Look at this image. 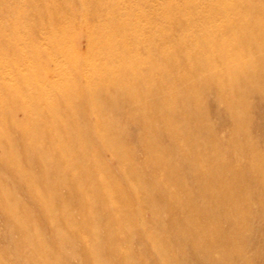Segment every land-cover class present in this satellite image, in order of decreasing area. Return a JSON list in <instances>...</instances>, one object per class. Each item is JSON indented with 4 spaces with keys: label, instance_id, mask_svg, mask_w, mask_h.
Here are the masks:
<instances>
[{
    "label": "bare ground",
    "instance_id": "1",
    "mask_svg": "<svg viewBox=\"0 0 264 264\" xmlns=\"http://www.w3.org/2000/svg\"><path fill=\"white\" fill-rule=\"evenodd\" d=\"M243 7H249L247 13L234 18L220 12L208 17V21L219 22L229 29L231 35L197 28L189 33L190 19L173 22L174 26L187 28L189 35L184 46L171 44V50L157 49L152 47L155 44L152 41V56L149 57L153 59L159 54L163 55L164 65L171 69L170 72L168 69L146 67L148 58L130 56L131 48L139 49L140 44L125 43L128 51L122 53L123 68L78 67L80 71L91 70L88 76L91 84L87 82L82 86L74 83L69 86L72 93L67 96L53 94L57 85L50 79L51 75L41 74L38 79H33L31 75L27 79L23 76L24 79L15 81L24 87H33L38 83L36 81H40L46 85V91L42 99L31 97L29 109L0 110V122L16 131L21 125L15 119V113L17 110H30L33 113L30 122L46 118V123H57L54 115L47 111L54 108L59 114L62 112L66 123L78 127V130L72 128L73 132L61 134L46 125L42 129V138L25 126L26 138L23 136V141L28 147V156L39 154L36 164L41 167L45 179L43 175L35 179L32 175L21 179L23 184L34 185L37 193L27 191L26 184L21 187L33 203V208H36L39 220L47 222L48 226L41 228L36 220H31L29 215L33 211L21 207L14 197L15 191L8 190L6 181L0 178V194L7 196L0 202V209L6 218L16 223L17 233L22 235L16 242L12 240L13 232L8 235L7 245L13 246L16 253L13 255L7 253L6 249H0V256L5 260L3 263V258H0V264H9L10 261L6 263L8 259L11 264H71L79 257L86 264H135L136 250L131 243L135 236L143 239L142 247L156 246L160 249L157 257L153 253L151 258L144 255L147 257L145 264H249L246 261V244H250L253 234L257 235L249 222L256 218L263 220L254 207L256 204L264 206V195L256 197L254 194L257 186L264 190V156L260 155L251 134L253 110L264 111V0H246ZM162 40L170 44L172 38L169 35ZM4 54L8 56V52ZM170 54H179L193 65L171 59ZM105 56L111 58L115 53L108 52ZM135 68L148 69L135 81L122 83L121 77ZM176 74L180 78L167 91L166 83L171 82ZM188 75L194 77V81ZM141 86L147 91V96L143 98L138 96ZM208 91L227 106V123L233 132L228 141L218 131L212 130L207 113ZM155 93L159 95L158 98L154 96ZM180 93L179 98H173V94ZM111 94L117 96L118 100L110 101ZM8 99L7 96L1 97L0 102L5 105ZM69 102L82 107V123L77 122L75 113L71 116L68 112ZM54 103L58 105L56 108L53 107ZM114 111H118L121 118L125 116L135 129H153L140 134L138 138L150 149L146 153L148 160L145 166L150 176H146V173L143 176L137 170L133 161L134 150L128 149L121 140V143L112 142L116 137L123 139L128 135L127 127H117L120 116L113 115ZM93 115L97 120L95 125L90 121ZM181 121L186 124L184 129L179 124ZM93 131L96 136H92ZM161 135L166 136L168 141H157V138H162ZM1 137L4 141L0 143V148L4 146V156L11 157L13 167L23 166L26 171H32L31 162V165H23L12 154L15 141L10 133H2ZM79 142L83 143L78 146ZM210 143L214 145L212 148L207 147ZM68 144L76 147V153L66 154L63 151ZM184 151L190 155L183 156ZM105 153L117 162L122 173L121 180L102 176L94 179L105 167L97 162L96 157ZM68 160L75 168L64 166ZM0 161L3 162L4 158ZM159 171L164 175L158 176ZM60 172L67 178L56 182L53 177ZM76 172L86 174L88 179L85 184L72 181V175ZM141 187L149 189L150 195L148 192L146 196L136 197L135 193ZM64 188L70 191L67 197L59 193ZM97 196L100 197L99 201L95 199ZM108 196L115 200L114 203ZM67 202L78 207V217L82 218V222L77 221L78 213L75 216L66 209L64 204ZM221 208L224 210L221 211ZM108 212L121 213L122 217L119 215V219H114ZM148 213L151 215L150 221L146 219ZM159 215H171V219L169 217L168 223H165ZM221 225H227V228L224 230ZM99 227L109 230L105 229L107 234L110 233L104 237L107 238L104 239L106 242L102 241L103 236L101 239L97 235L99 231L95 233ZM128 232L131 234H126ZM158 237L167 242L154 245ZM225 238L236 241L231 249L223 248ZM172 239H176L174 247L172 244L168 246ZM78 242H84L86 248H77L80 247L77 246ZM104 243L111 246L106 248ZM225 251L234 256L231 255L230 259L220 258L219 254ZM68 252L72 255L69 256L71 253ZM97 252L101 257H97ZM67 253V258L62 260L61 255Z\"/></svg>",
    "mask_w": 264,
    "mask_h": 264
},
{
    "label": "rangeland",
    "instance_id": "2",
    "mask_svg": "<svg viewBox=\"0 0 264 264\" xmlns=\"http://www.w3.org/2000/svg\"><path fill=\"white\" fill-rule=\"evenodd\" d=\"M187 1L189 4H187ZM243 1L246 0H0V42L3 43L0 44V99L1 97H9L5 105L0 102V110L3 112L12 111L15 108L24 110L25 108H28V105H30L29 101L31 97L36 96L39 97V99L43 98L42 94L44 91H46V85L40 81H36L38 83L33 87L17 85L15 81L24 79L22 78L23 76H25L27 79L30 78L31 75L34 76L33 79H38L41 74L51 75L50 79H53L57 85L53 94L55 96L63 95L64 97L67 96V94L72 93L69 91L70 85L79 83L82 86H85L87 82L90 83L91 81L89 80L91 78H88V76L91 72L90 69L94 67L103 66L115 70L123 68L125 64L122 58V53L123 51H128L125 48V43L128 45L131 43L133 45H136V43L140 44L139 49H135L134 47L131 48L132 53H130V56H133L134 58L137 56H142L149 59V57L152 56L150 49L153 46L157 49L170 48V50L172 48L171 44L177 46L179 45L180 47L184 46L185 39L187 35H189L188 31L190 33L192 30H196V28L198 30L213 29L217 32L219 31L222 34L231 35V31L229 29L224 28V26L219 22L213 23L208 21V17L216 12L229 15L232 18L236 17L238 14L243 15L249 10V7H243ZM253 3L258 5L257 2L253 1ZM182 19H190L191 27L188 29V31L187 28L182 25L174 26L173 22H177L178 20L181 21ZM169 35L172 38L170 44L162 40L165 38V36ZM211 39L213 38L211 37ZM152 41H154L155 44H153L150 48ZM186 45L187 47H190L188 43H186ZM4 52H8V56H5ZM108 52L115 53V56L111 58L105 56V53ZM162 56L163 55L159 54L153 59H149L148 63H146V67H156L166 70L168 69L170 72L171 69L164 65ZM170 57L176 61H183L184 64H188L189 66L193 65L192 62L182 58L179 54H170ZM87 65L91 66L87 71H80L78 68L81 66L84 68ZM146 69L135 68L133 72L121 77V82H125L126 80L135 81L136 77L141 73H144V70ZM178 78H180V76L176 74L171 82L169 80L168 83H166L165 88H167V91L173 87L174 81L178 80ZM188 78L191 81H194V77L191 75H188ZM138 90V96L140 98L147 96V91L144 86H141ZM87 92L91 91L88 90ZM154 96L156 98L159 97L157 93H155ZM180 96L181 93L178 95L173 94V98H179ZM109 99L110 101L116 99L118 100V97L114 94H111L109 95ZM217 99L218 98L215 94L209 91L207 92L206 100L208 104V119L212 125V130L218 131L220 136L225 141H228V138L233 134V132L227 123V114L225 112L227 111V106ZM57 106L58 105H56V103L53 104V107L56 108ZM68 110L71 116H73V113H75L78 123H82L84 121V118L81 115L82 107H80V105L78 106L77 103L73 104L72 102H69ZM256 110L258 111L256 112ZM256 110H253L252 114L253 127L251 125V134L256 148H258V151L260 152V155L264 156V114H262L264 111L259 109ZM47 111L54 115V121L57 123H46V118L37 119V121L30 122V117L33 114L30 110L28 112L17 110L14 117L21 127L16 131L13 130L10 125L0 122V143L4 141L1 137V134L9 132L13 141H15V148L12 154L17 156L19 160L22 161L23 165H31V163L33 165L32 171H26L23 166H16L17 168H14L11 164V157L4 156V146H1L0 159L4 158V161H0V178L4 179V182L6 181L5 184L7 185L8 190H12L13 192L15 191L14 197L17 198L16 202L19 203L21 207H25L30 209V211H33L30 212L32 215H29V218L31 217L30 219L33 221L36 220V223H39L38 225L41 228L48 226L46 225L47 222H43L41 219L39 220L40 216L38 212H36V208H33V203H31V200L24 194V191H22L24 185L26 184L27 191L37 193L34 185L31 186L29 183H22L21 179H23L25 176L32 175L34 179L35 177L44 176L41 167L36 164L38 159L37 156L39 157V154H35L34 157L28 156L29 150L23 141V138L25 137V126H28L31 131L42 138V129H44L46 125L58 130V132H61V134L73 132L72 128L75 131V128L78 130V127H73L74 125L66 123V120L64 117H62V112L59 114L54 108H49ZM114 112L113 115L116 114L117 117L119 112ZM117 120V127H127L126 129L128 131V135H126L127 137L123 139L116 137L112 142L121 143V141H123L127 145L128 149L130 147V150H134L135 155L133 157V161L135 162L134 164L137 165V170L139 172L141 171L140 173L143 176H145L144 173H146V176H150L148 169L145 167L147 163L146 160H148V154L146 153L150 149L145 147V145H143V143L140 142L138 138L142 134H145V132L153 129L149 128L150 130L148 129L147 131H144L143 128L135 129L136 127L131 126L126 120L125 116L122 118L120 116V119L118 118ZM90 121L93 125H95L97 121L96 117L93 115ZM179 124L183 129L186 127V124L183 121H181ZM94 132L95 131L92 132V136H96V132ZM161 137L162 138L156 137V140L161 142L164 140L165 142L166 140L168 141L166 136L161 135ZM82 143L83 142H79L78 146H80ZM213 146L214 145L211 143L207 145L208 148H212ZM75 148V146H70L68 144V146L63 148V151L66 152V154H74L77 150ZM48 153L51 152L48 151ZM106 154L107 153L96 157L97 162H100L101 165L105 167L102 169V173L94 176V179H99L100 176H102L115 179L117 181L121 180L122 173L118 168L117 162L110 154H107V156ZM182 155L189 156L190 153L188 151H184ZM64 166H67L69 169L75 168L74 164L69 160ZM10 168H12L11 171H9ZM141 168L143 169L141 170ZM159 172L160 173L157 172L158 176H160V174L162 176L164 175V173L161 171ZM43 178L45 179V176ZM43 178L42 180H44ZM66 178L67 176L61 172L57 177H53L54 180H57H55L56 182H59L60 180H66ZM87 179L88 177H86V174L83 173L80 174L79 172H76L75 175H72V181L75 180V182L77 181L82 184H85ZM149 191V189L141 187L138 188L135 195L136 197H142V195L146 196L148 194L150 195ZM69 192L70 191L68 189L64 188L59 193H61L64 197H67L70 194ZM51 193L52 192H49V194ZM128 193H130V191H128ZM254 194L256 197H260L262 194L264 195V190L257 186L254 188ZM5 196L6 195L0 196V202L7 199V196ZM99 198L97 196L95 199H98L99 201ZM107 198H109L110 201L114 203L115 200L111 196H108ZM64 206H67V210L69 209V211H71L74 215H77L79 209H76L78 207L75 206L74 203L67 202L64 204ZM255 206L256 207H254V210H256L259 215L261 214L260 216H263V220L260 221L256 218L251 219L249 222L250 227L254 229L253 231L257 232V235L253 234V236H251L250 244H246L248 247L246 251V261L249 264H264V206L259 204H256ZM75 210L76 213L74 212ZM220 210L223 211L224 208H221ZM107 214H109V216H114V219H119V215L120 218L122 217L121 213L114 214V212H108ZM78 216H80V214L76 216V218H78L77 221L82 222V218ZM159 217H162V221L165 223H168L169 217L171 219V215H159ZM146 219L150 221L151 215L149 213L146 214ZM15 225L16 223L6 218L5 214H3L0 209V249H6L7 253H11L13 255L16 253V251H14L13 246L7 245L8 235L13 232L14 239L12 240H15L14 242H16L22 236L17 233V226ZM221 226L224 228V230L227 228V225ZM105 229V227H99L96 228L97 231L94 230V232L96 231L95 233L99 231L97 235L101 239L103 236L102 241H104V239L107 240V238L104 237L110 234L109 232L107 234ZM106 230L109 231L108 229ZM126 234L131 233L128 232ZM141 239L140 237L137 238V236H135L134 240L131 241L134 251L136 250L134 253L136 256L134 258V260L136 259V262L134 261L135 264H145V259L148 256L151 258V256L157 254V257L158 253H160V249L158 247L156 248V246H148L149 248L142 247ZM226 239L227 238L223 239V242L225 243L223 248L228 250L231 249V246L236 241L233 239H227V241ZM175 240L176 239L170 240V245L168 243V246H171V244L173 245L172 247L176 246ZM136 241H138V244H135L137 243ZM154 242V245H160L161 243L165 244L163 242L167 241L164 238L158 237V240L155 238ZM107 243H104L106 248L111 246ZM77 244V246H80L77 247L80 250L82 248H86V244L84 242H82V244L81 242H78ZM152 249H155V251ZM68 253L64 255L62 254L61 259H66L69 255ZM71 255L72 253L69 256ZM96 255L99 257L100 253L97 252ZM231 255L232 257L234 256L232 253L225 251L221 252L219 257L222 259H230ZM0 258H3L2 255ZM3 261H5L4 258L2 262ZM9 261L11 262L10 259L6 260V263ZM10 262L9 264H11ZM71 264H86V262L83 263L82 258L79 257L78 261L74 260L71 262ZM192 264L201 263L193 262Z\"/></svg>",
    "mask_w": 264,
    "mask_h": 264
}]
</instances>
